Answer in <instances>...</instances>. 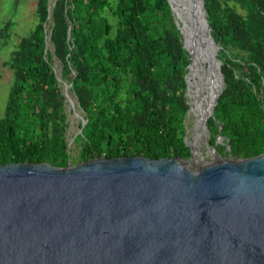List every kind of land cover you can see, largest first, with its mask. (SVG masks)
I'll return each mask as SVG.
<instances>
[{"label": "trees", "instance_id": "obj_1", "mask_svg": "<svg viewBox=\"0 0 264 264\" xmlns=\"http://www.w3.org/2000/svg\"><path fill=\"white\" fill-rule=\"evenodd\" d=\"M204 5L224 81L207 121L208 145L224 158L258 157L264 154V0ZM35 15L34 29L4 63L14 79L0 118V165L191 158V60L168 0H56L53 6L37 0ZM63 84L86 121L74 155Z\"/></svg>", "mask_w": 264, "mask_h": 264}, {"label": "water", "instance_id": "obj_2", "mask_svg": "<svg viewBox=\"0 0 264 264\" xmlns=\"http://www.w3.org/2000/svg\"><path fill=\"white\" fill-rule=\"evenodd\" d=\"M168 2L190 55L188 75L195 47L216 56L210 75L222 85L201 124L208 144L207 121L224 86L220 46L204 0ZM186 144L188 161L0 165V264H264V154L224 158L212 148L210 162L195 160Z\"/></svg>", "mask_w": 264, "mask_h": 264}, {"label": "rangeland", "instance_id": "obj_3", "mask_svg": "<svg viewBox=\"0 0 264 264\" xmlns=\"http://www.w3.org/2000/svg\"><path fill=\"white\" fill-rule=\"evenodd\" d=\"M55 0H51L53 4ZM36 6L37 0H0V29L3 28L7 22H10V27L7 32H0V118L3 116L6 100L9 94V90L12 86L14 74L10 67L4 65L5 62L9 61L12 52L16 49L21 38L28 36L36 25ZM48 48L53 51V47L49 44ZM53 68L55 69L58 76H60V63L53 57L52 62ZM200 69L189 73L188 78L191 84L189 90V102L204 101V94L210 89V85L206 78H201ZM66 86L63 84L64 94ZM66 97V112L69 119V130H68V143L72 149V154H76L78 148L74 143L76 138L81 132L80 125L84 118L82 112L76 105V99L69 94ZM70 100L73 101L74 107L71 106ZM199 116V114H198ZM194 117L191 112L186 119L187 137L186 141L188 144L193 146L195 138V127L199 117ZM194 127V128H193ZM200 131V130H199ZM202 139L205 140L206 131L203 129ZM201 158L203 161H213V149L207 144L202 142Z\"/></svg>", "mask_w": 264, "mask_h": 264}, {"label": "bare ground", "instance_id": "obj_4", "mask_svg": "<svg viewBox=\"0 0 264 264\" xmlns=\"http://www.w3.org/2000/svg\"><path fill=\"white\" fill-rule=\"evenodd\" d=\"M193 54V65L190 69V73L196 70V68L200 69V76L201 78H206L208 80V83L210 85V89L204 94V101L191 102V114L194 117H197L199 114L198 122L196 123V129H195V135L197 136L195 140L196 143L201 145L202 142H205L204 139H202L203 128L201 129V124L203 121H205L209 114L210 110L213 105V101L217 95V93L221 89V81L220 79L216 78V80H213L210 75V69L213 71L214 74H217V67H216V56L214 53H206L204 51H200L198 47H195L192 51ZM210 65V68H209ZM189 80V78H188ZM189 86L191 89V84L189 81ZM206 109V110H205ZM194 128V127H193ZM200 130V131H199ZM193 151L196 153L195 160H197L199 157L201 158V152L198 149L197 146L193 145Z\"/></svg>", "mask_w": 264, "mask_h": 264}]
</instances>
